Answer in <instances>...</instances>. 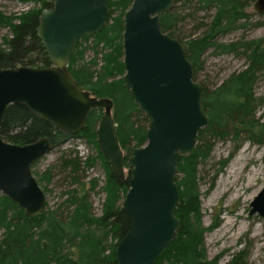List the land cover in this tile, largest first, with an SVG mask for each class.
<instances>
[{
	"label": "trees",
	"instance_id": "1",
	"mask_svg": "<svg viewBox=\"0 0 264 264\" xmlns=\"http://www.w3.org/2000/svg\"><path fill=\"white\" fill-rule=\"evenodd\" d=\"M18 3H40V8L27 13L7 15L0 11V28L10 36L3 40L0 49V70L18 66L46 68L49 57L37 37L38 18L42 10L52 4L36 0H0ZM132 0H108L110 16L103 30L94 36H86L75 43L68 71L82 90L97 98H107L113 103V119L117 124L116 136L126 154L145 144L149 121L133 103L122 77L123 17ZM181 8L193 5L195 11L215 10L210 23H200V36L187 41V58L193 66L194 78L202 69L204 55H234L244 59V68L233 72L215 89L202 86L203 110L208 123L197 135L196 145L188 158L178 163L175 182L179 192V204L174 216L179 221L175 239L155 264H215L206 261L203 252V230L195 222L199 219L200 194L197 167L210 156L217 140L229 137L234 141L246 139L258 146L264 145V97L256 96L255 87L264 77V37L255 40L239 39L224 43L221 39L249 24L244 0H175ZM192 14L172 11L164 14L161 29L170 37L175 36L177 26ZM256 25L264 27V22ZM182 43V42H181ZM94 57L89 65L78 67L86 53ZM99 60L100 68L93 84L94 71L90 66ZM260 106L261 116H257ZM101 110L89 113L83 130L76 136L66 135L28 112L24 107H8L0 126V137L13 145L30 144L48 137L55 149L72 138L83 140L95 150L94 155L82 157L74 150L61 154L56 165L41 173H34L44 191L57 179V201L53 206L46 202L43 213L28 218L24 212L6 197L0 195V264H117L115 249L129 228V219L122 209V201L128 188L115 176L111 167L98 150L96 128ZM98 162L104 171L105 198L99 217L93 214L90 195L97 187L96 179H88L87 172ZM124 166L128 168L127 157ZM95 227L94 235L83 233L84 228ZM83 246L78 243L83 241ZM247 255L240 251L227 264H244Z\"/></svg>",
	"mask_w": 264,
	"mask_h": 264
},
{
	"label": "water",
	"instance_id": "2",
	"mask_svg": "<svg viewBox=\"0 0 264 264\" xmlns=\"http://www.w3.org/2000/svg\"><path fill=\"white\" fill-rule=\"evenodd\" d=\"M36 1L52 4L40 13L36 29L50 66L0 70V126L8 107L17 105L59 132L76 136L89 113L101 110L98 150L128 188L122 209L129 228L116 246V262L155 264L179 231L174 216L178 163L191 155L198 132L208 123L202 86L194 78L186 46L161 29L162 16L173 10L175 0H132L123 17L122 81L149 121L145 144L127 154L116 136L112 101L82 90L68 71L75 43L99 34L107 24L108 0ZM254 9L263 14L264 0H256ZM54 149L48 137L25 145L0 137V195L28 218L46 208L31 168ZM249 206L250 215L264 220V187Z\"/></svg>",
	"mask_w": 264,
	"mask_h": 264
},
{
	"label": "rangeland",
	"instance_id": "3",
	"mask_svg": "<svg viewBox=\"0 0 264 264\" xmlns=\"http://www.w3.org/2000/svg\"><path fill=\"white\" fill-rule=\"evenodd\" d=\"M244 1L247 5L245 12L250 16L249 24L243 30L226 35L221 42L229 43L241 38L255 40L264 37V27L256 25L264 22V13L259 14L255 11L256 0ZM193 7L190 5L184 9L180 7V4L175 5L177 13L192 14L178 24L175 32V36L183 44L200 36L203 29H196V26L200 23L208 25L215 14V10L195 11ZM38 8H40V3L0 1V11L7 15L27 13ZM9 36L7 29L0 28V49H5L3 40ZM93 58L92 53L88 52L77 66L79 68L83 65L88 66ZM203 61L202 69L197 74V82L209 89H215L229 75L242 70L245 65L244 59L240 57L213 55L211 51L204 55ZM100 65L97 59L96 65L89 67L90 72L94 71L90 79L92 84L95 82ZM255 92L256 96L264 97V77L260 78ZM262 110L263 107L260 106L257 116H261ZM196 145H199V142H196ZM68 150H74L82 157L95 154V150L83 140L72 138L33 165L31 172L36 181L37 177L34 173L39 174L48 167L56 165L61 154ZM87 177L98 181V187L90 195V201L93 214L99 217L105 198L102 191L105 185V175L98 162L88 170ZM58 178L47 187V191L39 185L49 206H53L57 201ZM197 178L200 215L195 225L199 230H203L205 260L213 261L215 264H227L234 254L244 251L247 255L244 264H264V220L258 214H249L250 203L264 187V145L258 146L246 139L234 141L231 137L217 140L209 158L198 165ZM98 232L95 227L83 229L85 236ZM84 244L83 240L78 243V246Z\"/></svg>",
	"mask_w": 264,
	"mask_h": 264
},
{
	"label": "bare ground",
	"instance_id": "4",
	"mask_svg": "<svg viewBox=\"0 0 264 264\" xmlns=\"http://www.w3.org/2000/svg\"><path fill=\"white\" fill-rule=\"evenodd\" d=\"M257 174V173H256ZM255 177V176H254ZM251 179V178H250ZM252 180V179H251ZM251 182V181H250Z\"/></svg>",
	"mask_w": 264,
	"mask_h": 264
}]
</instances>
